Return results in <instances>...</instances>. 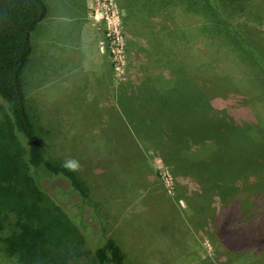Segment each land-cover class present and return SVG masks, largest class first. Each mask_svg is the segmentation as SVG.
Masks as SVG:
<instances>
[{
  "label": "rangeland",
  "instance_id": "rangeland-1",
  "mask_svg": "<svg viewBox=\"0 0 264 264\" xmlns=\"http://www.w3.org/2000/svg\"><path fill=\"white\" fill-rule=\"evenodd\" d=\"M45 2L48 11L42 23L43 30L39 29L40 34L42 32L43 38L53 37L56 31L54 26L62 28L66 26L64 35L74 34L75 28H79L83 33V29L87 28V39L80 41V44H84L82 52L89 55L87 61L92 67L83 66L82 76L80 72L71 73L80 69L76 64L78 60L70 57L67 61L63 59L57 61L54 53L48 51H54V42L52 46L41 47L42 42L39 40L38 43L37 32L34 33L33 55L28 58L22 74L26 107L49 148L50 141L54 140L47 138L45 131L50 128L60 129L57 135L55 131L52 133L56 135L57 142H53L55 147L52 154L48 153L50 156L61 154L62 149L77 152V170L90 187L95 199L99 201H96L93 209L88 208L84 214L94 234L98 230L101 218L107 224V235L120 240L119 244L130 264H264V218H260L261 223L250 219L245 224L237 221L232 225L231 222L235 218L232 216L230 221V218L226 217L227 213L221 214L222 209L218 210L217 199L214 200L215 207L211 204L209 209L203 210L201 205L204 195L198 191V186H194L193 180L189 178H177L171 163L163 160L160 153L153 148L142 153L145 160L144 170L135 174L134 162L127 157V151L113 154L116 151L112 150L111 142H105L113 134L126 139L124 132L113 130L112 124L115 122L112 117H117V114L112 113L115 109L107 92L110 91L114 95L113 88L120 87L129 76L139 78V64L150 60L135 47H130L133 40L147 52L152 51L154 47L149 41L155 40L156 45L160 43L165 48L166 57L169 56V51L175 55L179 64L175 65V71L171 69L170 74L174 73L173 78L176 77L180 81L179 84H174L172 93L179 95V99L183 101L186 96L180 89H186L183 81L186 74L182 73V69L198 78L211 81L218 79L217 83L224 85L226 82L227 88H239L242 93L250 90L248 79L255 78L245 75V71L259 76L256 84L261 82L260 76L262 77L263 73L258 66L236 52L232 43L225 44L223 38L229 36H226L225 30L215 22L205 2L203 1V10L193 8L196 5L192 3L191 7L188 0H45ZM68 10L79 11L81 16H67L69 18L67 20L58 18L57 15ZM244 18L251 21L256 19L252 16ZM165 26L175 29L174 35L182 38L176 40L174 36L168 38L170 36L168 32L162 34ZM197 26L206 28L209 36L214 37L213 41L202 33L192 38L194 35L190 30ZM149 30L155 32L153 39L148 35ZM259 35L264 38V28ZM77 38L82 40V34ZM222 44L226 47H222ZM68 46L67 49L64 48V53L68 52L71 56L70 50L73 47L71 42ZM202 48L207 52L221 53L224 57L220 59L219 64L214 65L205 57ZM155 51L159 53L157 48ZM77 56L78 54H75V57ZM163 66L159 65L155 70L160 72L165 68ZM218 68L232 74V78L229 76L226 79L225 76L228 75L218 76ZM164 75L167 74L164 72ZM106 85L109 87L105 88ZM257 87L259 89L254 93H247L252 95L253 99L241 94L215 93L212 105L218 111L223 109L227 113L225 118L230 116L234 119L238 123L235 126L238 131V127L243 123L259 125L260 121L254 111L258 112L259 118H264V82ZM85 95L86 97L81 99ZM164 99L163 102L167 103ZM127 100L126 97L122 101L126 104ZM171 102L174 105L175 101ZM130 103L135 110L140 108L150 112L147 130L155 132L153 142L164 144L178 142L180 134L173 124L175 116L172 115V118L169 116L167 106H161L159 98L150 102L145 101V106L138 98H132ZM124 111L127 112V109L124 108ZM144 112L148 115L147 111ZM7 123L9 124L6 106L0 100L2 131L1 126L5 127ZM216 127L218 128L217 125ZM219 130L223 131L222 125H219ZM87 142L90 143L89 148L84 146L78 148L76 145ZM104 145L109 147L108 151ZM241 155L257 160L256 167L252 170L245 169L247 174L264 175V139L248 141L247 148ZM74 158L71 152L72 161L77 162ZM2 169L3 167H0V170ZM129 174L140 175L139 187L134 185L137 177H131ZM194 177L197 178L198 175ZM95 179H99L96 184ZM103 180L111 187L106 188ZM251 180L250 178L248 182ZM178 183L181 184V188H185L186 196L192 201L190 209L183 197L185 194L178 195L176 188V186L179 188ZM117 184L124 185V193L116 192ZM47 187L51 190L52 187L61 191L66 189L65 183L60 181L47 184L46 189ZM255 187L250 182L246 184L243 193L235 197L234 210L238 207L237 202L249 194L246 191L254 190ZM223 190L221 188L220 192L224 193ZM181 193L183 194V191ZM257 193L262 195L264 192ZM227 196L222 194V200H226L223 198ZM78 200L77 196H73L67 201V205H72ZM56 201L62 206L58 199ZM63 205L66 206V203L63 202ZM114 229H117L119 234L115 232L113 236ZM246 252L251 253L249 258L245 256L248 255ZM4 263L3 260L0 261V264ZM77 264L92 263L88 256L84 255Z\"/></svg>",
  "mask_w": 264,
  "mask_h": 264
},
{
  "label": "trees",
  "instance_id": "trees-1",
  "mask_svg": "<svg viewBox=\"0 0 264 264\" xmlns=\"http://www.w3.org/2000/svg\"><path fill=\"white\" fill-rule=\"evenodd\" d=\"M203 1L215 22L229 36L223 38L225 44L232 43L236 52L258 66L263 73L260 76L261 82L256 84L259 76L245 71V75L255 78L248 79L250 83L253 82L249 83L250 92L242 93L239 88H227L226 82L224 85L217 83L218 79L211 81L198 78L182 69V73L186 74L183 80L186 89H180L186 96L183 101L179 99V95L172 93L174 84H179L180 81L173 78L174 73L170 74L171 69L175 71V65L179 64L175 55L169 51V56L166 57L165 48L160 43L156 45L155 40L149 41L154 47L148 52L133 40L130 47H135L150 60L139 64V78L134 77L128 83L113 88L115 93L111 100L115 110L112 113L117 114V117H112L115 122L112 124L113 130L124 132L126 139L113 134L105 142H111L112 150L116 151L113 154L127 151V157L134 162L135 174L144 170L142 153L153 148L163 160L171 163L177 178H189L193 180L194 186H198V191L204 195L201 205L203 210L209 209L211 204L215 207L214 202L218 200L221 214L227 213L226 217L230 221L232 216L235 218L232 225L237 221L245 224L250 219L260 222V218H264V193L258 195L257 192H264V175L247 174V170L256 167L257 160L241 154L247 148L248 141L264 139V118H259L258 112L254 111L260 124L243 123L238 131L235 129L238 123L230 116L225 118L227 113L223 109L218 111L212 104L215 93L241 94L253 99L249 94L257 91L260 83L263 84L264 38L259 32L264 28V0H188L191 7L195 4L193 8L201 10ZM47 11L45 0H0V100L6 106L9 122L5 127L1 126L3 131L0 128V167H3L0 170V261L3 260L4 264H77L86 255L92 264H130L119 244L120 240L107 235L106 222L99 218L100 224L98 223V230L94 234L91 225L84 218L87 209H93L98 199H95L77 170V152L62 149L61 154L50 156L48 153L52 154L55 147L53 142H57L55 139L60 129L50 128L45 131L47 138L54 140L50 141L49 148L26 107L22 74L32 50L31 33L46 17ZM249 16L256 19L251 21L244 18ZM167 32L170 35L168 38H182L174 35L175 29L165 26L161 33ZM190 33L194 35L192 38L199 33L209 36L206 28L198 26L190 30ZM148 35L153 39L154 30H149ZM208 38L212 41L214 39L212 35ZM155 48L160 53V59ZM202 50L214 65L219 64L224 57L218 52H207L204 48ZM162 64L165 68L160 72L156 71L155 67ZM224 75H228L225 76L226 79L229 76L232 78V74L218 68V76ZM126 97L128 100L124 104L122 100ZM132 98L142 100L143 106L145 101L159 98L160 105L167 106L169 116H175L173 124L180 134L178 142H153L155 132L147 130L150 112L140 108L135 110L130 103ZM163 98L167 103L163 102ZM173 100L174 105L171 102ZM219 125H222L223 131L219 130ZM53 131L56 135L52 134ZM76 145L78 148H89L90 143ZM105 148L109 150L108 146ZM71 152L77 162L72 161ZM179 173L181 174L178 175ZM194 175L198 177L195 178ZM134 177H137L134 185L139 187L140 175ZM250 178L252 186L255 187L256 184L257 187L246 191L249 194L237 202L238 207L234 210L235 197L243 193ZM98 180L95 179L94 183ZM56 181L64 182L66 189H46L47 184ZM103 183L106 188L111 187L105 181ZM180 185L178 183L180 189L176 186L177 194L183 196L185 188ZM116 188L118 194L125 191L123 184H117ZM221 188L225 190L224 193L220 192ZM222 194L228 195L223 198L226 200H222ZM73 196H77L79 200L67 205V201ZM183 197L190 209L192 201L186 194ZM115 232L117 229H114L113 236ZM246 253L248 255L245 256L249 258L251 253Z\"/></svg>",
  "mask_w": 264,
  "mask_h": 264
},
{
  "label": "crops",
  "instance_id": "crops-1",
  "mask_svg": "<svg viewBox=\"0 0 264 264\" xmlns=\"http://www.w3.org/2000/svg\"><path fill=\"white\" fill-rule=\"evenodd\" d=\"M68 9H69V7H68ZM65 13H60L59 15H57L58 18H60L62 20H67V19H69L67 16H69V17L70 16H79V15L81 16V14H80L79 11L73 12V11L68 10ZM44 19L36 26V28L32 32V35L37 32V35H38V39H37L38 40V43H39V40H40V42H42V46L41 47L52 46L51 44L54 42V44H55L54 51L48 50V49L47 50L50 53H54V56H55V58H56L57 61L59 59H63V61H65V60L67 61V60H69L68 58L72 57L74 60H78V62L76 64L80 66V69L83 66H85V68H87V66L88 67H92V65H89L88 64V61H87V59L89 58V55L86 54V52H84V51L82 52V46L84 44L83 45L80 44V41H86V39H87L86 38L87 28H84L83 29V33L81 32V30L79 28H77V29L75 28V33L74 34H72V35H64V33H65V27L66 26H64L63 28L62 27H55L54 26V28L56 29L55 35L53 37H44L43 38V34H42V32L40 34L39 29L42 27V23L44 22ZM81 34H82V40H81V38L80 39L77 38L78 35L81 37ZM32 35H31V47H32V50H31L30 56L33 55V49H34ZM68 41L71 42V44L73 46L72 49L70 50L71 56H70V54H68V52L64 53V48L67 49V46H68V43H69ZM73 54H74V56H73ZM75 54H78V56L75 57ZM83 62H85V63H83ZM80 69L75 70L74 72H71V73L80 72L81 75L80 74L79 75L82 76L83 75V72H82V69L81 70ZM71 73H69V74H71ZM131 79H133V77H130L129 76L127 78V80L122 85L128 83V81H130ZM96 85H98V82H96ZM92 87L95 88L94 85H92ZM106 87H109V86L106 85L105 88ZM109 93L107 92V96L110 95L109 99H112V95H111L112 93L110 91H109ZM93 96H91V98ZM85 97H86V95L84 97H82L81 99H84ZM135 97H137V94L136 93H135ZM76 99H78V98H76Z\"/></svg>",
  "mask_w": 264,
  "mask_h": 264
}]
</instances>
